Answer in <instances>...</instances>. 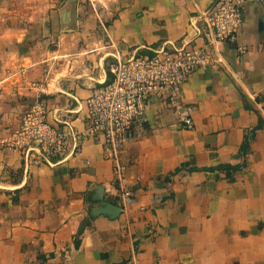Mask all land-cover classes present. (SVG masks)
Masks as SVG:
<instances>
[{
    "label": "crops",
    "instance_id": "0c3cea01",
    "mask_svg": "<svg viewBox=\"0 0 264 264\" xmlns=\"http://www.w3.org/2000/svg\"><path fill=\"white\" fill-rule=\"evenodd\" d=\"M213 1L0 0V140L38 98L84 133L110 65L192 40ZM244 19L246 53L220 44L224 63L182 89L193 129L147 103L126 148V212L101 139L52 165L0 149V264H264V7L247 3Z\"/></svg>",
    "mask_w": 264,
    "mask_h": 264
},
{
    "label": "built area",
    "instance_id": "2783aa9c",
    "mask_svg": "<svg viewBox=\"0 0 264 264\" xmlns=\"http://www.w3.org/2000/svg\"><path fill=\"white\" fill-rule=\"evenodd\" d=\"M250 2L264 7V0H214L204 12L192 17V40L180 45L168 41L147 53L118 58L109 68L111 80L95 87L86 101L89 127L84 133L76 132L71 121H50L46 100L38 98L23 114L19 127L0 140V149L20 151L26 158L37 156L52 165L51 157L78 152L83 139H101L105 157L113 165L121 211L126 212L135 201V193L126 185V148L147 122V103H165L178 112L181 127L193 129L195 107L183 100L182 89L199 68L224 63L220 44H235L238 58L246 53L247 47L239 38L245 6Z\"/></svg>",
    "mask_w": 264,
    "mask_h": 264
},
{
    "label": "trees",
    "instance_id": "16d2710c",
    "mask_svg": "<svg viewBox=\"0 0 264 264\" xmlns=\"http://www.w3.org/2000/svg\"><path fill=\"white\" fill-rule=\"evenodd\" d=\"M110 80H111V79H110ZM110 80H109V81H110ZM247 146H248V145H247Z\"/></svg>",
    "mask_w": 264,
    "mask_h": 264
},
{
    "label": "water",
    "instance_id": "95a60500",
    "mask_svg": "<svg viewBox=\"0 0 264 264\" xmlns=\"http://www.w3.org/2000/svg\"><path fill=\"white\" fill-rule=\"evenodd\" d=\"M119 210H120V207H119Z\"/></svg>",
    "mask_w": 264,
    "mask_h": 264
}]
</instances>
